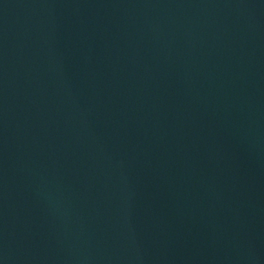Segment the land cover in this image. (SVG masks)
Here are the masks:
<instances>
[{"label":"water","instance_id":"1","mask_svg":"<svg viewBox=\"0 0 264 264\" xmlns=\"http://www.w3.org/2000/svg\"><path fill=\"white\" fill-rule=\"evenodd\" d=\"M0 264H264V0H0Z\"/></svg>","mask_w":264,"mask_h":264}]
</instances>
